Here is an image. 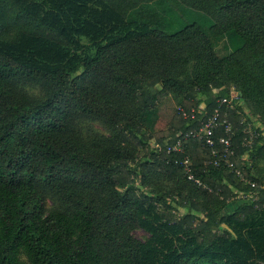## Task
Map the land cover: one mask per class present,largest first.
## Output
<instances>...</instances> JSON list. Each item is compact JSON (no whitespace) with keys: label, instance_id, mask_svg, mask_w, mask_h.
Instances as JSON below:
<instances>
[{"label":"trees","instance_id":"trees-1","mask_svg":"<svg viewBox=\"0 0 264 264\" xmlns=\"http://www.w3.org/2000/svg\"><path fill=\"white\" fill-rule=\"evenodd\" d=\"M153 1L0 0V264H264V0H182L213 23L174 32L147 22ZM225 35L236 47L222 56ZM24 83L45 96L20 94ZM232 88L234 168L200 139L165 150ZM78 113L110 134L80 135ZM250 121L263 126L252 147ZM168 178L181 180L174 191Z\"/></svg>","mask_w":264,"mask_h":264},{"label":"rangeland","instance_id":"rangeland-1","mask_svg":"<svg viewBox=\"0 0 264 264\" xmlns=\"http://www.w3.org/2000/svg\"><path fill=\"white\" fill-rule=\"evenodd\" d=\"M145 7H146L147 13L154 16V18L149 16L150 18L149 17L147 18V22L150 23L153 27L158 26L167 32L177 31L192 22L201 23L203 27L207 31H209V28L213 23V21L210 19V16L205 11L201 9H197L195 7H191L187 5L186 3H184L182 0H155L149 4H146ZM133 17H137V14L134 13ZM83 43L90 45V42L88 41V39H83ZM235 47H236L235 42L231 41L229 39V36L225 35L217 40L216 49L218 53L222 56L233 53ZM17 91L20 94H26L28 96H33V97H38V98H43L45 96L44 89L41 86L36 85V84H30V83L20 84L18 86ZM172 98L175 99L176 101L180 99L176 96L174 97L172 96ZM250 115H251V112H250ZM253 117H255V120H257L258 118L254 114H253ZM74 123H75L76 130L82 136L97 135V134H105V135L110 134L107 131V128L101 123V121L91 120L90 118H87L81 115L80 113H78L77 117L75 118ZM260 126H262V124H259L257 122L256 123L257 129ZM260 134L261 132L259 131V135ZM144 153L145 152L143 151V148L141 147L138 148L135 152V157L131 159V164L133 166H139V164L144 159L143 158ZM255 165H256L255 172L257 174L264 175V158L260 157ZM142 168L147 173L151 172V171H148V168L146 167L144 168L142 166ZM180 182L181 180L179 178H168V179L163 180L160 184H163V186H167L169 187L170 190L174 191ZM255 197H256L255 195L251 194L248 199L250 198L254 199ZM47 204H48V207H52L54 204L53 200L48 198ZM172 211L175 212L178 216H183L186 209L183 206H178L177 209H173ZM133 234L140 239H146L149 235L148 232L145 231L141 227L134 228ZM22 260L26 264H33L31 259L26 254L22 255Z\"/></svg>","mask_w":264,"mask_h":264},{"label":"built area","instance_id":"built-area-1","mask_svg":"<svg viewBox=\"0 0 264 264\" xmlns=\"http://www.w3.org/2000/svg\"><path fill=\"white\" fill-rule=\"evenodd\" d=\"M243 98L241 94L237 91V89L232 88L228 95L219 97L217 100V107L213 111V113L208 116L207 119L203 120L201 125L197 128L190 129L185 132H181L174 142H169L167 140L166 149L169 153H178L183 151L184 144L189 139H200L206 142V144L211 148V153L213 156V162L215 165L225 164L230 168L235 167V162L232 160V155L235 154V149L233 147V136L235 134L234 125L232 120L228 116L227 110H237L238 112V105L242 104ZM225 108L224 118L221 119L223 114V108ZM179 110H182V107H178ZM223 109V110H222ZM192 117H195V110H192ZM250 115V112L247 111ZM184 116H188L185 112ZM249 117L245 116L242 122H248ZM219 127H223L225 133L227 134L222 139V148H218L214 135L215 132L218 130ZM245 132L249 134L247 141L245 142L248 146H253L256 138H258L259 130L254 124L253 121L249 122V126L245 128ZM154 147L158 150H163V147L160 143L154 141ZM180 164L184 167L186 174L189 180L194 181L199 186L207 185L202 181V179L194 173L193 170V161L190 156H185L183 159L180 160ZM238 174L244 178L243 174L239 171Z\"/></svg>","mask_w":264,"mask_h":264},{"label":"crops","instance_id":"crops-1","mask_svg":"<svg viewBox=\"0 0 264 264\" xmlns=\"http://www.w3.org/2000/svg\"><path fill=\"white\" fill-rule=\"evenodd\" d=\"M239 204H240L239 202H234V203L231 205L232 209H235L236 207H238Z\"/></svg>","mask_w":264,"mask_h":264}]
</instances>
